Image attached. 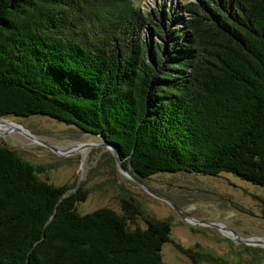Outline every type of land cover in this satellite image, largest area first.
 <instances>
[{"label": "trees", "instance_id": "obj_1", "mask_svg": "<svg viewBox=\"0 0 264 264\" xmlns=\"http://www.w3.org/2000/svg\"><path fill=\"white\" fill-rule=\"evenodd\" d=\"M183 10L174 26L170 9L132 0H0V116L73 123L141 177L229 171L263 185L264 0ZM44 167L0 144V264H168L167 218L129 229L106 207L79 212L87 190L39 178Z\"/></svg>", "mask_w": 264, "mask_h": 264}, {"label": "rangeland", "instance_id": "obj_2", "mask_svg": "<svg viewBox=\"0 0 264 264\" xmlns=\"http://www.w3.org/2000/svg\"><path fill=\"white\" fill-rule=\"evenodd\" d=\"M187 1L132 0L146 12L158 13L162 7L170 9L174 26H182L183 4ZM142 34L150 38L149 28L145 27ZM7 121L20 124L30 136ZM86 141L96 143L74 147ZM100 142L98 135L45 114L0 116V144L11 147L29 162L46 165L37 172L39 178L65 184L67 191L77 186L87 190L86 196L75 202L77 211L106 207L123 215L129 229L145 227L148 216L167 218L169 240L160 246L164 262L264 264V243L257 241L264 237V184L251 183L229 171L216 175L184 170L157 171L147 177L133 174L143 185L169 198L181 212L198 220L216 222L246 239L237 241L227 229L182 219L166 199L155 196L121 172L110 150ZM129 170L132 173L131 167Z\"/></svg>", "mask_w": 264, "mask_h": 264}, {"label": "water", "instance_id": "obj_3", "mask_svg": "<svg viewBox=\"0 0 264 264\" xmlns=\"http://www.w3.org/2000/svg\"><path fill=\"white\" fill-rule=\"evenodd\" d=\"M95 143H96L95 141L80 142L78 144H75L74 147H82V146H85V145H92V144H95ZM100 143L105 145V146H107V148L110 150V152H111V154H112V156H113V158L115 160L116 166L121 172L127 174L128 176H130L131 178L136 180L138 183L143 185V183H141V181L139 179H137V177L134 176L133 173L130 172V170H129V167H131L130 164H128V166H124L121 163V160H120L119 156L117 155V152H116V150H115L113 145H111L110 143H108L106 141H101ZM52 148H54V147H52ZM143 187L147 191H149L152 194H154L155 196H158V197L166 199L174 207V209L179 213L180 217L182 219H184L185 221H187L189 223H191V222H200L201 221V222H205V223H208V224H214V225H216V226H218L220 228H224V229L229 230L231 232V234H233L231 236H233L237 241H245L246 240V239H242V238L238 237L237 234L233 230L228 228V227H225L223 225L217 224L216 222H211V221L208 222V221L198 220V219H195L194 217H191V216L187 215L186 213L181 212L177 207L174 206V204L165 195H163L161 193H158V192H155V191H152L151 189H149L145 185H143ZM257 241L260 242L259 240H257Z\"/></svg>", "mask_w": 264, "mask_h": 264}, {"label": "bare ground", "instance_id": "obj_4", "mask_svg": "<svg viewBox=\"0 0 264 264\" xmlns=\"http://www.w3.org/2000/svg\"><path fill=\"white\" fill-rule=\"evenodd\" d=\"M9 122V121H7ZM9 123H13V124H16L15 126H12L13 128H17L19 131H21L22 133H25L26 135H29L30 136V133L27 129H25L23 126H21L20 124H17V123H14V122H9ZM4 131V130H3ZM33 139H35L36 137H33L31 136ZM258 240L260 241L261 244L264 243V237H261V238H258Z\"/></svg>", "mask_w": 264, "mask_h": 264}]
</instances>
